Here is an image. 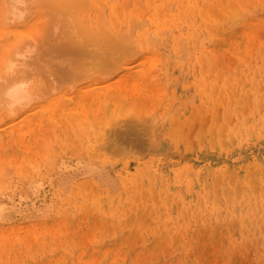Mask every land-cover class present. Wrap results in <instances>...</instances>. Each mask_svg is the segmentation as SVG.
I'll list each match as a JSON object with an SVG mask.
<instances>
[{
	"label": "bare ground",
	"instance_id": "6f19581e",
	"mask_svg": "<svg viewBox=\"0 0 264 264\" xmlns=\"http://www.w3.org/2000/svg\"><path fill=\"white\" fill-rule=\"evenodd\" d=\"M259 5L264 0H0V143L20 146L0 168L6 160L26 176L37 173L24 186L31 202L28 193H5L6 172L0 179V264H136L138 242L149 257L181 246L159 264H204L206 242L220 243L223 264H237L244 248L264 264V154L249 149L252 138L264 141ZM107 67L117 73L102 78ZM126 114L137 124L120 130ZM155 115L167 118L162 135L175 152L168 168L159 157L137 156ZM55 141L87 153L90 164L78 166L82 177L67 198L52 192L56 218L19 224L52 183L40 170L47 160L54 168ZM69 166L59 164L61 180ZM108 171L118 193L104 186ZM97 229L117 237L101 245ZM46 251L47 261L36 260Z\"/></svg>",
	"mask_w": 264,
	"mask_h": 264
},
{
	"label": "rangeland",
	"instance_id": "374dc122",
	"mask_svg": "<svg viewBox=\"0 0 264 264\" xmlns=\"http://www.w3.org/2000/svg\"><path fill=\"white\" fill-rule=\"evenodd\" d=\"M264 5H259L257 8L259 9H256V13L257 14H262V15H264V9L262 8ZM261 9H263V10H261ZM261 10V11H260ZM259 11V12H258ZM240 25V24H239ZM184 45H182V47L183 46H185V43H183ZM187 46V45H186ZM183 47L184 48V50H182V52L183 51H185L184 53H186L185 55H182V58L184 59V61H183V63H186V61L188 60L187 58V56H189V54H188V49H187V47ZM182 48V49H183ZM186 49V50H185ZM184 53H182V54H184ZM187 57V58H186ZM185 59H187V60H185ZM107 68H109V67H107ZM109 69H111V70H105L104 69V71H103V69H101L104 73L103 74H101L102 76V78H106V77H110V76H114L116 73H117V70L115 69V71H114V69H112V67H110ZM112 70H113V72H112ZM105 71H106V73H105ZM109 71V74L107 73ZM113 74H112V73ZM116 72V73H115ZM96 73L97 74H99V73H101L100 71H96ZM96 73L94 72V74L93 75H96ZM110 73H111V75H110ZM180 73V81L182 82L184 79H185V74L182 72V71H177V74H179ZM105 74V75H104ZM182 74V75H181ZM109 75V76H108ZM184 76V77H183ZM182 77V78H181ZM82 81H84V80H82ZM82 81H80L79 83H82ZM128 115L130 116L129 118H128ZM150 116V115H149ZM157 115H155L154 116V118L153 117H151L152 119H154V123H153V126L149 129V132L147 133L146 131H144L143 130V133H146V136H147V134H148V138L144 135V137H146L145 139L146 140H148L147 141V143H149V145H145V144H147L146 143V140L145 139H143L144 140V145L141 147V146H139V149H138V147L136 148L137 149V156H145V155H153V156H156V157H159V159H160V161L162 162V164H163V168H168V167H170L171 165H173V164H175V152H174V150L171 148V146L163 139V135H162V130L164 129V125H165V123L167 122V118L165 117V119L163 120H161V118L160 117H156ZM128 118V119H130V121L129 120H127L126 118ZM125 119V120H122V119ZM131 119H133V121H134V123H136L137 124V122H135V121H137V119L135 120L134 119V117L131 115V114H126V116L124 115V116H122V117H120V120H119V123H118V125H117V127L121 130H125V128L124 127H129L128 126V124L131 122ZM127 120V121H126ZM127 122H129V123H127ZM144 122H146V121H144ZM122 123V124H121ZM127 123V124H126ZM148 123V122H147ZM121 124V125H120ZM149 124V123H148ZM126 125V126H125ZM121 126V127H120ZM142 126H144V125H141V127ZM199 126H200V122L199 121H195L193 124L192 123H190V127H189V130H192L191 131V134H192V136H194L195 135V133L197 132V130H198V128H199ZM128 129V128H127ZM155 130V131H154ZM152 131H154V134L152 135ZM54 133H55V131H53ZM57 132H62L61 131V129H59ZM118 133V132H117ZM119 137L121 136L120 134L118 135ZM131 136V135H130ZM117 137V136H116ZM133 137H135V136H132V138ZM143 137V138H144ZM120 138H123L122 140H125L124 139V137H120ZM131 138V139H132ZM26 139L27 140H30L31 139V134L30 133H27L26 134ZM3 141V140H2ZM1 141V143H0V150L2 151V154H0V158H3L4 156H6V155H8V154H13V155H18L19 153H20V146L17 144V142L16 141H12V143H13V146H10V145H8V144H6V143H3ZM124 142V144H130L128 147H129V149L131 150L132 149V141L130 142V140L128 141V140H126V141H123ZM129 142V143H128ZM127 145H125V147L127 146ZM148 146V147H147ZM141 147V148H140ZM127 148V147H126ZM145 149V151H147V152H149V153H146V152H141V151H143L144 149ZM135 149V147H134V151L136 150ZM142 149V150H141ZM147 149V150H146ZM249 149H250V151H252V152H256L257 154H260V153H262V154H264V141H257L256 139H251L250 140V146H249ZM53 152H51V153H53L54 155L49 159V160H52L51 162H53L54 163V168H52V166L51 165H47V162H48V160L47 161H44L43 163H42V166H41V170H40V172L42 173V175H45L46 177L45 178H51L52 179V183H49V182H47L46 183V192L45 193H43L42 195H41V197L40 198H38L37 200H36V202H35V205L37 206V207H35V208H33V209H31L30 207H31V204H30V206L28 207V209L25 211L26 213H24V214H20L19 216H18V218H19V224L20 223H25V224H29L30 222L32 223V221L33 220H35V219H37V220H52V219H54V218H56V214H55V212H56V208H55V206H53L52 204H50V202H49V200L51 201V203L53 202L52 200H51V196H52V194L53 193H55L56 191H57V189L59 190V192H62V190L64 191V192H62V197L64 196L65 198H67L68 196H69V194H70V192H71V186H72V184L73 183H76V181H78L79 180V178H81L82 176H79V175H81L82 174V172L80 171V170H78V166H80V165H86V163L87 164H90V157H89V155L87 154V153H84L83 151H80V154H72V153H70V152H67V151H63L60 147H59V144H57V141H55V143H53V146H52V149H51ZM82 152V153H81ZM135 153V152H134ZM77 155V156H76ZM159 155V156H158ZM69 156V157H68ZM58 157V158H57ZM170 157V158H169ZM54 158H56V159H54ZM62 162H64V166H69V164L70 165H73V168L72 167H70L69 168V170L67 171V174H65V176H64V178H63V180H61V175H58V174H60V173H58V169H59V164H61ZM86 162V163H85ZM46 163V164H45ZM80 163V164H79ZM6 166V167H5ZM56 166V167H55ZM76 166H77V168H76ZM3 167H4V169H3ZM10 167V168H9ZM44 167V168H43ZM9 168V169H8ZM0 179H4V173H5V180H4V184L5 183H7L11 188H6L8 191L7 192H5V193H8V194H10V195H14L15 197H18V195L20 194V193H28L29 195H30V198L28 199V201L27 202H31L32 201V192H31V188H28V189H26L24 186H26V187H29V184H30V182H31V179L32 178H34V176L37 174V173H35V171L32 169V170H30L29 172V175H24V174H22V173H20L19 171H17V169L15 168V166L13 165V164H11V163H9L8 161H3V165H2V169L0 168ZM9 170V171H8ZM9 173V175H8V173ZM33 172V173H32ZM11 173V174H10ZM13 173H15L14 174V176L12 175ZM16 173H17V175L18 174H20L19 175V177L21 178L19 181H18V178H17V176H15L16 175ZM71 173H73V175L71 174ZM108 173V175L109 176H111V178L109 177L108 179L109 180H104V186H106V187H108V188H110L112 191H113V193H118L121 189H122V185H121V183H120V181H119V179L118 178H116V177H114L113 178V176L114 175H112V171H108L107 172ZM47 174V175H46ZM76 174V175H75ZM3 175V176H2ZM8 175V177L10 178L11 177V179L9 180L8 179V177H6ZM98 173H96V172H93V171H91V172H88L87 173V176H96V179H98ZM33 176V177H32ZM71 177L70 179L68 178V177ZM76 176H77V178H76ZM16 178H17V180H16ZM113 178V179H112ZM13 179V180H12ZM99 179H101V178H99ZM15 180V181H14ZM24 182H23V181ZM67 180V181H66ZM8 181V182H7ZM14 181V182H13ZM11 182V183H10ZM28 183V184H27ZM66 183V184H65ZM120 183V184H119ZM7 184H5V186L6 187H8L7 186ZM22 184V185H21ZM26 184V185H25ZM112 184V185H111ZM12 185V186H11ZM16 185V186H15ZM23 187V188H25V189H21L20 187ZM14 187V188H13ZM17 187V188H16ZM12 189H16V191L14 192V191H12ZM24 190V191H23ZM11 192V193H10ZM17 192H19V193H17ZM31 192V193H30ZM53 192V193H52ZM65 193V194H64ZM66 193H68V194H66ZM66 195V196H65ZM44 197V198H43ZM42 201V202H41ZM49 203V205H47ZM54 203V202H53ZM45 205V206H44ZM67 206L69 207V206H71V207H69V210H70V213L72 212V214L74 215V208H73V206H72V204H70V203H67ZM39 207H40V210H42L43 208H45V207H47L48 208V211H49V213L47 212V211H39ZM38 210V211H37ZM51 211H53V213L51 212ZM36 212H39V213H44L45 215H40V216H37V217H34V213H36ZM48 213V214H47ZM51 214V215H50ZM53 214V215H52ZM27 218V219H26ZM30 221V222H29ZM23 231H25L24 229H23ZM97 231H99V232H97ZM97 231H96V234H97V236H98V240L99 239H101L100 241H101V245H106L107 243H109L111 240H112V238H116L117 237V235H113L112 233V236L107 232V233H102L101 232V230L100 229H97ZM23 234H25V232H23ZM104 234V235H103ZM110 236H109V235ZM102 237V238H101ZM154 240V237L153 236H150V238H148L147 239V242H151V241H153ZM87 241V240H86ZM144 242H146V241H144ZM146 242V243H147ZM141 243H135L133 246H134V253H135V255H136V257H137V262H136V264H146V262H147V260H150V264H159V263H163L164 261H172V259H173V257L174 256H177V255H179L180 253H181V246H178L177 247V249H176V251L174 252V253H171V249H170V246H169V244L166 246V248L164 249V252L163 251H157L155 254L154 253H151V257H149L148 256V254L147 253H145L144 252V249H141L140 248V246H138V245H140ZM208 244V242H206V243H203V245H204V247H205V249H204V251H203V255L201 256V257H203V259H204V261H205V263L204 264H223L222 263V259H221V256H218V254H219V251H218V249H219V246H220V243H218L217 242V244L215 245V247H213V246H209V245H207ZM75 246H76V248H75ZM136 246H138V247H136ZM72 247H74V248H72ZM22 250H24V246H22V248H21ZM75 249V250H74ZM71 250H74L75 252H76V254H80L81 253V251H82V247L80 246V245H74V246H71ZM167 252H168V255H167ZM184 252L185 253H188V249H184ZM237 252H239V253H237L238 254V257L240 256L241 258L239 259V261H238V263L237 264H257V258L255 259V253H254V250H252V249H246V248H244V250L242 251V252H240V251H237ZM49 252L48 251H46V252H44V253H40V252H38V254L36 253V260H38V261H40L41 260V258L44 260V261H47L48 259H49ZM144 256V257H143ZM118 257V256H117ZM227 257L228 258H230L231 256L229 255H227ZM149 258V259H148ZM117 263V262H116ZM119 263V262H118ZM177 264H185V261L184 260H182V259H180V261H178V262H176ZM172 264H174V263H172ZM195 264H198V262L197 261H195Z\"/></svg>",
	"mask_w": 264,
	"mask_h": 264
}]
</instances>
